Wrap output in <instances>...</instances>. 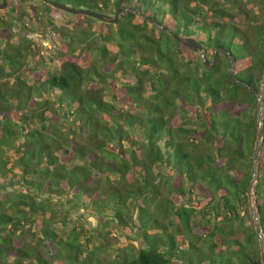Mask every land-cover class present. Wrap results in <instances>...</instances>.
Masks as SVG:
<instances>
[{
	"label": "trees",
	"instance_id": "obj_1",
	"mask_svg": "<svg viewBox=\"0 0 264 264\" xmlns=\"http://www.w3.org/2000/svg\"><path fill=\"white\" fill-rule=\"evenodd\" d=\"M75 2L125 14L0 9V264H262L245 188L264 0ZM34 27L58 44L41 67ZM255 193L264 235V121Z\"/></svg>",
	"mask_w": 264,
	"mask_h": 264
},
{
	"label": "water",
	"instance_id": "obj_2",
	"mask_svg": "<svg viewBox=\"0 0 264 264\" xmlns=\"http://www.w3.org/2000/svg\"><path fill=\"white\" fill-rule=\"evenodd\" d=\"M30 1V0H27ZM46 3L51 4L53 7L60 9L64 12L71 14H83L91 16L95 19L106 23H117L119 21L120 16H123L125 12L118 10L114 15L99 12L86 7H73L68 4L54 1V0H42ZM8 4V0H2L0 2V9L6 8ZM179 40L188 48L193 51L199 53L202 57H205L204 49L202 45L193 38H179ZM206 64H209L208 61L205 60ZM212 64V63H211ZM213 65V64H212ZM256 94L257 106H256V122H257V135L254 141L253 147V155H252V165H251V178L248 182L247 187L245 188V194L247 196V213L252 218V223L255 229V232L259 238V246H260V255H261V263L264 264V235L261 228L260 223V210L257 204V196L255 193V184L257 181L258 174V164L260 161V148L262 141V124H263V112H264V71L260 80L259 89Z\"/></svg>",
	"mask_w": 264,
	"mask_h": 264
},
{
	"label": "rangeland",
	"instance_id": "obj_3",
	"mask_svg": "<svg viewBox=\"0 0 264 264\" xmlns=\"http://www.w3.org/2000/svg\"><path fill=\"white\" fill-rule=\"evenodd\" d=\"M54 1H58V2H62L65 4H68L70 6H72V4L77 5V3L75 2V0H54ZM35 4V3H33ZM8 6V4H7ZM6 6V7H7ZM54 19L56 21L57 24L59 25H66L68 24V22H66V20H70V21H76L74 18L69 17V18H65V16H63L61 13H53ZM69 28H71L70 25H68ZM45 28V27H44ZM34 31L32 32H28V37L30 40L33 41V45L35 46V56H31L30 58V66H37V67H41L42 63L49 64L50 60H48V55L51 54V52L53 50L56 49L57 47V41L54 39L53 33L51 31V28H36L34 27ZM79 213L78 212H72L71 217L73 219L75 218H79ZM82 218V217H81ZM92 217H87V219L83 218V222L88 224L91 222L90 227L93 228V224H92ZM89 225V224H88ZM114 234V233H113ZM115 235L117 236L118 241H122L124 242V236L120 233V232H116Z\"/></svg>",
	"mask_w": 264,
	"mask_h": 264
}]
</instances>
